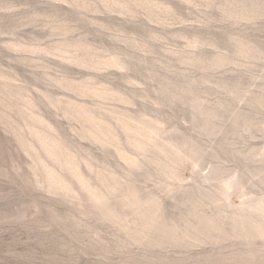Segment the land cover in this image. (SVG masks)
<instances>
[{
	"label": "rangeland",
	"instance_id": "374dc122",
	"mask_svg": "<svg viewBox=\"0 0 264 264\" xmlns=\"http://www.w3.org/2000/svg\"><path fill=\"white\" fill-rule=\"evenodd\" d=\"M0 264H264V0H0Z\"/></svg>",
	"mask_w": 264,
	"mask_h": 264
}]
</instances>
